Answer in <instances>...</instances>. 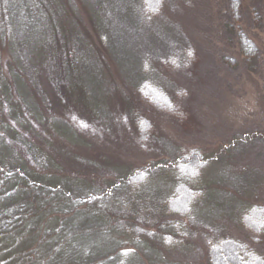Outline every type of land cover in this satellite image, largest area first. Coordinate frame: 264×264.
<instances>
[{"label": "rangeland", "instance_id": "rangeland-1", "mask_svg": "<svg viewBox=\"0 0 264 264\" xmlns=\"http://www.w3.org/2000/svg\"><path fill=\"white\" fill-rule=\"evenodd\" d=\"M151 1L150 17L143 0H22L12 38L0 34V160L19 176L0 195V264H62L61 209L76 226L69 264L113 249L132 251L129 264H208L222 237L264 257V238L241 226L264 206V0H237V17L232 0ZM145 86L179 116L145 104ZM189 151L207 165L191 217L170 218L183 226L169 247L170 166ZM136 169L148 186L127 185ZM65 195L85 202L64 207Z\"/></svg>", "mask_w": 264, "mask_h": 264}, {"label": "trees", "instance_id": "trees-1", "mask_svg": "<svg viewBox=\"0 0 264 264\" xmlns=\"http://www.w3.org/2000/svg\"><path fill=\"white\" fill-rule=\"evenodd\" d=\"M22 0H0V17H2V13H4V19L0 20V30H1V36L4 34H7V31L9 33L7 34L9 36V39L12 38V35L10 32L12 31L11 27L13 26L12 23L15 25V29L17 28V23L15 22V14L18 12V7L21 4ZM160 2H158L159 4ZM154 3H152L151 0H143L142 7L143 11L150 17L153 16L156 12L160 13L161 8H158V5L153 6ZM238 1L232 0L231 8L233 9V16H238ZM34 6V7H33ZM31 10L29 11L30 19L29 21H26L28 23L27 26L31 27L38 23L36 15L39 13L37 11V8L40 6V4L33 5ZM158 8V9H157ZM155 9L157 11H155ZM24 11V10H23ZM24 14V12H22ZM19 14V16L22 18L23 15ZM7 19V21H5ZM8 22V24H7ZM25 27V26H24ZM26 28V27H25ZM36 28H39L37 26ZM15 38V36H13ZM37 39H34V41H40L41 39L39 36H36ZM241 51L244 56L246 57H252L256 53V49H254V45L247 40L245 35L241 33L238 35V39ZM139 96L141 97L142 101L149 105L154 107L155 109L158 108L160 110H163L164 113H170L174 114L176 116H179V111L175 108L174 104H171L170 106L160 105L159 102L155 101L153 99V95L149 91V86L143 87L139 91ZM161 103V102H160ZM144 121V119L140 120V128L138 129L139 134L141 137H144L145 135L143 132V127L146 125L147 122H144V126L141 125V123ZM1 127H4L5 130L8 128L5 124H1ZM142 128V130H141ZM10 130V129H9ZM8 130V131H9ZM10 133H14L11 132ZM140 137V138H141ZM142 139V138H141ZM140 139V141H141ZM3 140L0 139V142ZM11 157V156H10ZM15 159V158H14ZM207 165V161H204V158L195 151H189L187 153H184L182 157H179L175 160V162L170 166L171 169L174 172V185L172 187L171 196L169 197L166 206H165V214L162 215L163 219H166V221H163V226L165 225L168 231L164 230V227H158L159 230L162 231L164 236V245H167L170 247L171 244L176 245L175 240H180L182 238L180 227L183 226L182 221L176 222L173 219L170 218H179L181 220L188 219L191 217L193 213V209L195 207L196 202L198 201L200 197V192L198 190V182L200 179L201 171L205 168ZM3 162L0 160V185L2 186L0 188V195L1 192H3L5 188V184L7 181H9L10 178H19L17 175L18 172L15 170L12 173V170L8 167H6ZM34 174V172H33ZM148 174L143 171L133 170L128 176L125 182H127V185L131 188H142L146 185L148 186V182L150 180ZM149 180H148V179ZM8 184V183H7ZM49 188V187H48ZM36 189V188H35ZM54 190H59L57 187L53 189H48L50 193H53ZM138 193V192H136ZM62 198L65 197V201L68 200L64 207L69 208L70 206H82L85 201L83 199L78 198L77 204H74L76 202L71 201L69 197L61 196ZM2 198V196H0ZM6 200V199H5ZM72 209L66 210H60L58 213L60 216H63V218H58L57 220L61 223L60 231L62 232L61 235L65 236L63 242H59L57 239V245H61L60 249L62 251H65V253L68 255V263H65L63 260L64 258L61 255L62 264H69V247L73 246L74 239L73 237L70 238V233L73 230L72 224H70V219L73 217L72 213L70 212ZM243 215V218L241 220V226L243 229L248 232L250 235H252L253 242L258 243L261 238H264V206H255L251 207L249 210H247ZM69 216H71L69 218ZM170 219V220H169ZM55 220V219H54ZM165 233V235H164ZM76 242V241H75ZM181 243V241H179ZM59 245V246H60ZM115 250L113 249L109 253L106 254H92V257L88 260V262L91 261H97L99 264H107L110 263V261H113L111 263L113 264H129L128 258H132L134 256L132 251H121L117 253L116 259L113 258ZM61 254V252H60ZM119 257V258H118ZM113 258V259H112ZM118 258V260H117ZM207 258H208V264H264V257L259 256V254L247 243L236 240L231 237H222L219 239L214 240L213 242H210L207 249Z\"/></svg>", "mask_w": 264, "mask_h": 264}]
</instances>
